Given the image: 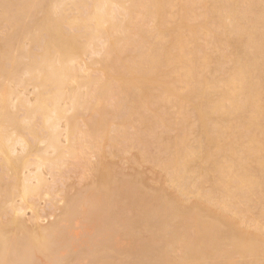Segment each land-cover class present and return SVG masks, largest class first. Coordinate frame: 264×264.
Returning a JSON list of instances; mask_svg holds the SVG:
<instances>
[{
    "label": "bare ground",
    "instance_id": "6f19581e",
    "mask_svg": "<svg viewBox=\"0 0 264 264\" xmlns=\"http://www.w3.org/2000/svg\"><path fill=\"white\" fill-rule=\"evenodd\" d=\"M1 31L0 264H264V0H0Z\"/></svg>",
    "mask_w": 264,
    "mask_h": 264
},
{
    "label": "rangeland",
    "instance_id": "374dc122",
    "mask_svg": "<svg viewBox=\"0 0 264 264\" xmlns=\"http://www.w3.org/2000/svg\"><path fill=\"white\" fill-rule=\"evenodd\" d=\"M1 32H0V35L3 34V32L2 33ZM31 92H32V90H31V88H29L25 93H26L28 98L32 99L33 95ZM123 158L124 157L119 158V159H113L115 161L114 163H118L117 166H119L121 164L120 167L124 168L126 165H123L124 163L123 164L120 163L121 160L122 161L125 160V158H124V160H123ZM63 160H65L67 162L69 159L64 158ZM93 160L94 159H92V161ZM65 161H64L63 168H62V166H60L62 169L60 168L61 170L55 171L54 174L49 173V170L43 168L42 172H43V176L47 180L48 187H46V188H48V189L44 188L42 190L41 195H38L35 198H31L28 201L30 204H32L34 206V208L39 213L38 214L39 215V222L38 223L41 226H46L49 223L55 221L56 216L59 213L60 207L63 204V202H62L63 197L74 195L75 192H77L78 190H81L82 186L84 187L88 183L87 182L88 177L86 178V174H85L86 171L83 172L84 168H83V166H81L82 162H80L79 160L78 161L76 160V163H74L75 159H73V158H70V160L67 163H65ZM62 162L60 163V165L62 164ZM148 165H150V164H148ZM138 168L143 169V170H140V169L139 170L141 173H142V171L144 172V174H145L144 177H146V179L149 182H151L152 186H154L156 188H157V186L162 187V184H163V186H166L165 185L166 181H165V183L162 182V180L165 179V177L163 179L162 178L159 179V174H161L158 172L159 170H157L155 168L153 169L151 165L150 166L145 165L142 168L141 167H138ZM31 170L33 171V168ZM160 177H162V176H160ZM169 190H171V189L169 188ZM24 217H25V220H28L27 222L29 223L33 218V210L27 209L25 211ZM246 231L248 232L249 230H246Z\"/></svg>",
    "mask_w": 264,
    "mask_h": 264
}]
</instances>
